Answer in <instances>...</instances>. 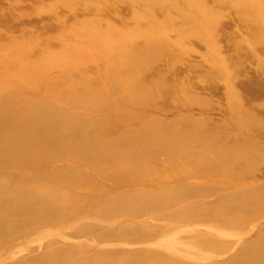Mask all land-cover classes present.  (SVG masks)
<instances>
[{
	"label": "bare ground",
	"instance_id": "obj_1",
	"mask_svg": "<svg viewBox=\"0 0 264 264\" xmlns=\"http://www.w3.org/2000/svg\"><path fill=\"white\" fill-rule=\"evenodd\" d=\"M59 1L68 18L80 14L73 11L74 6L93 8L90 3H81L83 0ZM102 1L105 6L108 3L109 13L117 5L119 11L124 6L129 13L154 6L180 10L183 15L186 12L194 22L208 21L202 11L188 9L196 5L192 0H118L116 5L110 4L113 0ZM57 4L51 1L44 9L54 12ZM242 7L252 15L254 5ZM89 10L84 8L81 15H89ZM259 12L255 14L260 18L239 22L233 30L231 25L222 24L216 31L224 29L230 37L243 33L245 39L237 41L239 37L234 35L235 40H225L222 49L226 54L212 49L199 53L193 64H184L188 69L175 65L171 85L145 77L149 71L140 59L148 58L144 56L147 49L142 50L148 45L129 46L126 36L130 34H119L118 40L108 41L105 56L111 62L104 70L107 77H97L99 88L85 71H64L59 62L50 64L56 75L34 82L42 83L46 93L66 105L62 108L40 96L0 90V242L7 240V245L0 247V260L40 242L51 246L67 234L92 231L95 225L90 227L88 222L92 206L110 191L115 197L97 209L105 216L100 226L96 224L103 228L102 234L11 264H264V182L220 193L208 203L153 216L142 226H122L109 209L117 205L119 214L134 217L141 209H163L206 188L220 191L247 175L264 176V134H260L264 133V12ZM25 14L21 12L15 20L40 31L36 39L40 50L46 49L52 58H62L59 46L70 41L56 27L61 16L52 15L50 24L43 26L41 18L30 22ZM217 16H210L209 23L220 22ZM129 23L134 29L141 25L138 20ZM116 30L106 26L96 34L107 32L112 37L119 33ZM203 32L207 35L211 31ZM20 38L7 45L20 49L25 41L24 36ZM196 41L194 38L199 47L201 41ZM204 43L206 47L208 43ZM137 55L140 59L132 60ZM78 57L82 58L70 53L69 61ZM133 67H142L141 76L135 79L126 75ZM194 71L202 75L197 82L190 80ZM179 74H186L187 81L178 78ZM206 77L218 79L212 90L222 92L221 103L205 97L201 81ZM107 86L115 90L113 101L103 99L100 92ZM135 92L137 97L132 95ZM173 92V99H167ZM72 107L79 112L73 113ZM131 123L135 126L127 131L119 129L106 135L101 130ZM94 179L96 185L91 186ZM9 180L13 186L7 189L4 185ZM129 207L135 209L129 211ZM194 210L200 211L202 221L191 218ZM128 237L146 242L130 251L124 244ZM103 241L113 246L116 256L106 250Z\"/></svg>",
	"mask_w": 264,
	"mask_h": 264
},
{
	"label": "rangeland",
	"instance_id": "obj_2",
	"mask_svg": "<svg viewBox=\"0 0 264 264\" xmlns=\"http://www.w3.org/2000/svg\"><path fill=\"white\" fill-rule=\"evenodd\" d=\"M40 1L42 2L39 3ZM51 1L53 2L54 0H0V6L2 5L1 14L3 15V17L0 16V19L6 20L2 22L0 21V23L6 22L5 25H2L0 27V90L6 89L10 92L12 89H14V93L18 91V93L26 94L28 96H40L44 99L51 100L52 102L51 105L57 108H62L63 106L66 105H63L60 101L56 100L52 93L49 94L46 93L42 83H36V85L34 84L35 81L43 82V80H41L42 76H51V74L56 75L57 73L55 72L56 70L54 71L50 67L51 63L59 62L60 64L59 66L63 67L64 71L66 69L75 70L77 72L85 71L88 75L89 78L88 80L93 81L95 86L99 88L100 82L98 83L97 77L99 79L101 75L102 77H107V75L104 74V70L106 67L109 66V62H111L109 57L105 56V53L107 52L106 47L109 45L108 41L114 40L115 38L116 40H118L120 38V35L126 36L127 34H130L128 35V37L126 36V40L129 46H135V43L138 44L145 43L146 45H148L147 47L142 48L143 52L147 49V51L144 52V56L148 58L147 59L139 58L140 61L144 62L143 64L146 72L149 71V73L147 72L148 74L145 77H151L152 79L157 78V80L160 81L161 82L160 84L162 85L163 84L171 85V83L175 79L174 74L171 73V69L175 65H180V66L183 65L185 69H188L185 65L193 64L191 61H197L199 57L198 56L199 53L203 54L205 50L209 51V49H212L216 53L221 52L222 54L224 53L226 54L227 50H225L224 48L222 49V47L228 39L233 38L232 40H235V38L239 37V40L237 41L240 42L243 39H245L243 33H240V36L238 35V33H234V35L236 36L234 38V35H232L231 37L227 36V33L224 31V29L220 32L216 31L222 27V24L231 25L233 30L236 29L238 25H241L239 22L245 21L246 19L250 20L254 16L255 18H260V16H257L255 14V11L257 12V14H260L259 10L264 12V0L261 1L241 0L239 2L236 0H202L205 1L202 3L199 0H192L196 2V5H190L189 8L188 6L186 7L191 10L193 9V10L202 11L208 19L207 22L205 21L194 22L195 20H193L194 19L193 17H191L190 15L187 16L186 12L183 15V13H181L183 11L176 9H163V7L161 9H157L154 6H150L151 8L148 7L147 10L139 11L137 9H133L129 13V11H127L126 7L124 6L122 7L125 9L123 11L122 10L119 11L117 5L114 11L112 10L109 13L106 12L108 8V3L105 6V2H103L102 0L100 2L97 0L96 1L83 0L81 3H85V4L90 3L93 6V8H89L84 5L74 6L73 11L78 12L80 14H77L73 18H68L67 15H64L66 14L65 9L63 11L62 7L59 6L60 5L59 0H56V2L59 4H57L58 7L55 9L54 12L46 11L44 9L46 8L45 5H48L49 2ZM187 1H191V0H187ZM113 2L114 3H110V4L116 5L120 1L113 0ZM248 3L252 4V7L254 5L252 15L250 16L248 15V13H245L243 11L244 9L242 7L248 5ZM229 5H232L233 8L232 6L231 8H229ZM84 8H88L90 10L88 12L89 15L87 14L86 16L83 17L81 13H83ZM231 11H233L232 14L230 13ZM21 12L26 13L24 15L26 21L32 22L37 18H41V22H45L43 26H47L48 24H50L49 21L52 15L54 16L56 15L57 17L61 16V18L58 20L56 24V27L59 28L58 29L59 31L64 32L65 37L68 38V40L70 41V43L66 44L65 47L59 46L61 50L60 54L62 58L60 59L52 58L51 57L52 55H48L49 51H47L46 49L40 50L42 47H39V44L36 40L37 37H40V33H38L40 31L37 32L35 28L24 25L22 23L23 20H20V23L19 21L17 22L15 20V17H17V19L20 18L19 15L21 14ZM104 13H108L109 17L111 18L106 16V14ZM214 13L218 14L217 19L220 22L211 24L209 23V21H212L210 19V16L212 17ZM101 14L104 15L102 16ZM132 16L136 21L138 20L139 22H141V25L138 28L134 29L129 26L130 24L129 22H131V20L135 21L134 19H130ZM22 18H23V13H22ZM76 18L79 21L75 25L74 23L77 22ZM97 20H99V22ZM15 22L16 24L14 25ZM17 23L19 24L17 25ZM90 23L94 24L92 28ZM189 24H191V26ZM106 26L116 28L118 30L116 31L119 33L118 34L115 33V35L112 37H110L107 32H105L104 35L96 34L98 30L105 31ZM201 28L203 29L201 30ZM91 29L93 30L92 32ZM203 30L205 31V33L207 32V30H210L211 32L206 35L204 34V32L202 34ZM193 35L195 37H193ZM23 36L25 41H22V43H20L21 46L20 49H17L18 51L12 50L11 46L7 45V43H10L12 39H19L20 37L22 38ZM2 37H4L5 39H3ZM99 38H103V39H99ZM194 38H196L198 41H201V44L199 45L200 48L197 46L198 45L197 43H194ZM204 42L208 43L206 47H204L205 46ZM173 47L175 48L172 49ZM127 49L130 48L127 47ZM69 52L75 55L79 54V56H81L82 58L78 57V59H72L70 62ZM62 53L65 54L62 55ZM140 54L138 53L139 57H142L143 53L140 52ZM138 55L136 56L137 59L134 56L132 60L134 61L139 60ZM71 63L73 66H71ZM142 67H138V68L133 67L126 73V75H128V78L135 79L141 76ZM184 71L185 70L182 69L183 73ZM158 75L160 76L162 75V77ZM179 75L177 76L178 78L180 77L181 79H183V81H187L186 74H181L180 76ZM201 76L199 72L194 71V73L190 76V80L193 79L194 81L197 82L202 78ZM177 77L176 80L178 79ZM203 79L204 81L201 82H203V87L205 89L204 90L205 97H207L213 103L216 102L221 103L223 101L221 94L222 92L218 90H212V87L218 84V79H212L208 77ZM114 91H115L114 89L108 88V86L106 90L105 89L100 90V92L104 96L103 99L110 101L114 100L113 99L115 97L114 94H116ZM132 95L134 97L138 96L136 92L133 93ZM173 95H175L174 92L173 94H170V96H168L167 99L170 100L173 99L172 98ZM72 112L77 113L79 112V109L72 107ZM122 116L125 117L124 114ZM196 116L198 115L196 114L192 115V117H196ZM144 117H146V115H144ZM134 126L135 125L131 123L117 127L111 126L101 130L105 131L104 134L109 135L110 133L116 132L119 129H123L126 131L131 130L133 129ZM260 134H264V133L260 132ZM111 147L112 148L114 147L113 149L116 148L115 145H111ZM99 163L101 164V162ZM261 182H264V176L247 175L246 177L235 179V181L232 182L231 185L222 186L220 191H218L219 188H212L210 190H206L207 189L206 188L204 191H201L198 194L183 196L163 209H157V208L141 209V212H138V214L136 215L137 217L136 216L131 217L129 215L124 216L123 214L125 213L119 214V211H117L116 208L117 205L109 207V209L111 208L110 209L111 216L113 215L114 217L118 218L120 222H122L121 223L122 226H126V227L137 226V225L142 226L149 223L153 216L164 215L165 213H175L176 211L184 207H190V206L192 207L202 203H208L216 199L220 193H225V194L234 193L235 191H238L240 189L242 190L249 183L257 184ZM90 184L91 186H95L96 180L94 179L90 181ZM156 185L161 186L160 184H156ZM12 186H13V182L10 180L7 181L6 184L4 185V187L7 189L11 188ZM91 186L86 185L85 187H91ZM101 196L102 197L100 199V202L92 206L93 215L92 218L89 219L88 221L90 227H93L95 225L92 231L84 232L82 235H77V236H74L71 233L67 234V236L63 237V239L56 241L51 246H48L44 242H40L37 246H29L26 249L14 251L12 255H9L8 257H4L3 259H1L0 264H11L20 260H23V262H27L28 259L38 257L50 251L56 249H63V247H65L68 243H72V242L83 243V241H85L86 238L91 237V239H93L95 235L102 234L104 231L103 228L101 227L99 228L98 226H96V224L99 225L100 222L105 220V216L104 215L102 216V214H100L97 211V209L100 207V205H103L109 202L110 199H113L115 195H113L112 192L110 191H106ZM132 204L134 203L132 202ZM135 208H137V206ZM135 208L129 207V209L127 210L132 211ZM193 212L194 214H192L193 216H191V218L194 221L203 220L202 215H200V211L194 210ZM65 217H68V215L65 214ZM148 227H150V225L146 226V228ZM43 240L46 241V239ZM149 240L152 241V239ZM145 242L146 240L144 239H134V237L133 238L128 237L127 239L124 240V244L126 248L127 247L130 248V251H134L137 246ZM6 245H7V240L6 241L2 240L0 242V247H4ZM104 247L106 248L107 251L111 252L113 257L116 256V253L114 254L113 246L109 242L104 243Z\"/></svg>",
	"mask_w": 264,
	"mask_h": 264
}]
</instances>
